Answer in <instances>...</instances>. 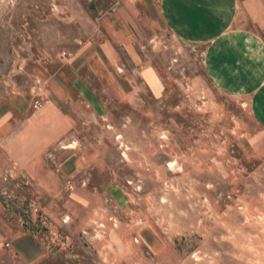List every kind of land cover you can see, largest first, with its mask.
I'll return each mask as SVG.
<instances>
[{
	"label": "rangeland",
	"instance_id": "1",
	"mask_svg": "<svg viewBox=\"0 0 264 264\" xmlns=\"http://www.w3.org/2000/svg\"><path fill=\"white\" fill-rule=\"evenodd\" d=\"M0 241L264 264V0H0Z\"/></svg>",
	"mask_w": 264,
	"mask_h": 264
},
{
	"label": "crops",
	"instance_id": "2",
	"mask_svg": "<svg viewBox=\"0 0 264 264\" xmlns=\"http://www.w3.org/2000/svg\"><path fill=\"white\" fill-rule=\"evenodd\" d=\"M3 244H4V242L3 241H0V253H3L4 254L5 251H7V250L5 249V247L3 246Z\"/></svg>",
	"mask_w": 264,
	"mask_h": 264
}]
</instances>
